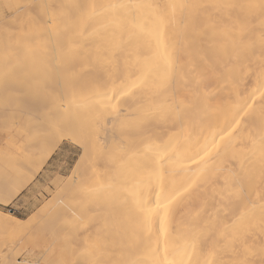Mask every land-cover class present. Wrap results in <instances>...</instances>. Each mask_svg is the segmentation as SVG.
Listing matches in <instances>:
<instances>
[{
	"label": "bare ground",
	"instance_id": "obj_1",
	"mask_svg": "<svg viewBox=\"0 0 264 264\" xmlns=\"http://www.w3.org/2000/svg\"><path fill=\"white\" fill-rule=\"evenodd\" d=\"M20 1L19 6L24 2ZM181 2L189 6L175 11L170 7ZM259 2L40 0L32 5L35 15L28 11L25 14L36 25L33 33L41 50H35L36 43L30 35L20 34L13 43L14 55L0 53L1 94L5 74L12 73L7 61L18 52L23 63L24 58L35 63L37 75L41 73L37 80L24 81L27 88L39 90L31 101L19 98L18 94L25 90L16 81L19 79L12 83L19 106H25L15 113H20L17 131L30 134L32 140L22 143L27 137H19L21 133L16 131L21 145L27 142L26 153H18L16 159L1 154L9 158L5 163L0 161L4 163V168L0 167V189L5 194L13 193L3 202L10 203L19 195L61 141L67 140L81 147L82 154L70 175L71 185L63 191L62 202L52 213L54 218L51 216L56 220L52 240L57 241V253L67 247L69 259L85 264L92 259L87 250L99 244L103 249L97 253L99 259L118 258L121 249L139 239L132 218L126 217L124 227L118 229L120 210L141 192L147 200L150 184L159 191L164 172L168 192L175 194L191 185L190 194L174 202L167 217L161 212L159 219H150L142 235L144 243L150 234L154 247L157 229L163 224L169 233V259L179 258L184 251L185 233L198 222L200 238L205 242L202 250L197 249L201 264H230L233 259H243L247 255L245 238L250 249L264 245L259 208L264 203V87L253 95L257 71L264 64V13L257 9L201 7ZM92 5L98 6L95 15H91ZM22 14L15 18L20 20ZM158 42L161 52L167 46L171 67L156 56ZM146 61L159 66L148 85L137 90L135 96L125 98L119 110L101 115L97 111L98 94L107 91L111 95L113 86L136 81ZM38 98L41 103L37 105ZM14 120L13 117V122L17 121ZM169 141L173 151L178 149L174 159L157 156L156 175L151 178L147 170H137L139 164L152 165L149 144ZM11 142L14 145L13 137L7 140L9 149ZM206 146L212 149L207 163H192L196 152ZM241 187L248 214L234 224L240 213L232 215L225 205L229 199L237 198ZM253 204L257 207L253 208ZM28 224L12 215L0 217V232L5 235L0 241V257L7 254L15 259L9 249L12 238L25 236ZM73 248L76 256L71 255Z\"/></svg>",
	"mask_w": 264,
	"mask_h": 264
},
{
	"label": "snow or ice",
	"instance_id": "obj_2",
	"mask_svg": "<svg viewBox=\"0 0 264 264\" xmlns=\"http://www.w3.org/2000/svg\"><path fill=\"white\" fill-rule=\"evenodd\" d=\"M186 3H173L170 7L175 11L176 8L181 10L188 7ZM75 7L79 8L80 5ZM97 5H92L91 15L96 14ZM201 7H216V8H227L231 10H244V9H257L261 13H264V0H260L259 3H225V4H216V5H202ZM162 39V34H161ZM227 39V38H226ZM156 56L160 59L166 61L169 67L172 66V59L168 53L167 46H164L163 52L160 51L159 42L157 47ZM159 70V66H153L151 62L146 61L144 70L142 71L141 76L136 80L130 83H123L119 86H113L111 89V95L107 91L99 93V99L97 102V111L102 115L109 110H119V106L123 103L124 99L129 96H135L136 91L146 87L148 85L149 78L152 74ZM264 87V64H262L257 71V87L254 90L253 95L256 91ZM261 96L264 97V92H261ZM35 103L38 105L41 103V100L38 98ZM0 108L4 110L5 113H12L19 109V103L17 100V90L9 82L7 75L4 79V93L0 96ZM177 111L179 107L177 106ZM5 119L8 117L5 116ZM98 123V121H97ZM239 123V121H237ZM61 133L62 129H58ZM262 143H264V137H262ZM173 145L171 141L167 143H160L158 145L152 146L149 144V150L152 152V165L151 167L147 163H142L138 165V169H145L148 172L149 177H154L156 175L155 163L156 157L163 155L166 159L172 160L176 157L177 151H173ZM218 147V145H215ZM171 154L169 155V153ZM201 152L204 154L201 155ZM212 156V149L207 146L205 149H202L195 154V159H192V163L199 165L201 162L207 163V159H210ZM167 175V172H164L160 177V188L159 191L156 190L155 186L150 184V196L147 200L143 198V192L140 193L139 197L134 196L131 203H127L119 212V220L116 222L117 227L123 228L126 222L125 218L129 217L136 221L137 229L136 232L139 239L135 244L129 245L126 249H121L118 258H110L107 260H101L98 258L97 253L102 252L103 249L99 244L92 245L87 253L92 259L85 262V264H201V260L197 257V249H203L205 247V242L200 238L202 235L201 225L196 222L192 224L185 233L183 245V255L179 258L173 256L172 259H169V233L167 229L161 227L157 229L156 232V241L155 246H152L151 235L149 234L148 242L144 243L142 235L145 229V226L149 223L150 219H159L161 212L164 213V216L167 217L171 213V205L174 202H177L179 199L183 198L185 193L190 194L188 187L182 188V190H177L175 194L167 191L163 176ZM73 184H75V177H73ZM139 184H143V180L139 181ZM13 195L11 191L6 192L7 197ZM223 195V193L221 194ZM154 196L153 200L151 197ZM246 202V194L241 187L240 192L237 195L235 200L229 199L228 204L225 207L229 208L232 215L236 216L237 213H240L236 217V220L233 222L238 223L248 214V209L244 208V203ZM253 208L257 205L253 204ZM262 224H264V203L259 205ZM243 209V211H241ZM226 218V217H225ZM219 220V218H218ZM54 227V234H55ZM70 240V237L67 238ZM245 251L247 255L243 259H233L230 261V264H264V245H261L258 249H250L247 247V239L245 238ZM189 249L191 250L189 252ZM51 252L46 259H36L35 261H26L25 264H81L79 259H69L68 258V248H61L59 253L55 250V243L49 246L45 250L46 253ZM72 256H76V249L73 248L71 252ZM187 257V259H185ZM0 264H19V262L7 254L0 257ZM206 264V262H205ZM214 264H222V262H214Z\"/></svg>",
	"mask_w": 264,
	"mask_h": 264
},
{
	"label": "rangeland",
	"instance_id": "obj_3",
	"mask_svg": "<svg viewBox=\"0 0 264 264\" xmlns=\"http://www.w3.org/2000/svg\"><path fill=\"white\" fill-rule=\"evenodd\" d=\"M5 1H6V3H5ZM22 1H24L26 3L22 2L23 4L20 3V6H19V2H21L20 0L15 1L16 3L18 2L17 3L18 5L12 0H9V1L8 0H0V10H1L0 13H2V14H0V15H2V16H0V41H1L0 43L3 42V40H4L3 38L7 39V42H8V44H7L6 40H4V42L0 45V53H1V51L2 52L7 51V52H10L12 55H14L15 50H14L13 43L17 42L15 40L17 37H19L20 34L30 35L34 44L36 43L35 50H41V47H42L40 45L41 43L37 40L36 35H34V33H33L34 29L36 28L35 27L36 25L32 23L33 20H31V17L25 14V12H27V11L31 12V14H34L33 13L34 7L33 8H31V7H32V5L36 4L40 0H38V1L34 0L35 3H33L34 2L33 0H26V1L22 0ZM9 3L11 4V6H6V5H10ZM21 4H22V6H21ZM15 6L17 8L18 7L19 8L17 9ZM14 7H15V10H14ZM11 12H13V13H11ZM22 12H23V14H22ZM4 14H6V16ZM17 14H22L20 17V20L19 19L17 20V18H15ZM3 17H5V18H3ZM36 19L38 20L39 18H36ZM54 25H55L54 30H57L58 25L57 24H54ZM4 30H5V32H4ZM8 30H10L11 32H8ZM11 34H12V37L9 36ZM21 55L18 52L17 55L13 56L12 59L9 58V60L7 61V65L10 68V70H12V73L9 72L5 75H7L8 79H11V80H9V81H12L11 84L13 83V80L15 82L16 79H19L16 81H20L21 83H19V82L18 83L20 85L22 84L23 89H25L24 92L22 90V92H20V94H18V95H20L19 98H21V100H22L23 96H24V99L25 98L26 99L22 100V101H26V100L28 101L27 98H30L29 100L31 101L35 98V95L39 92V90L37 88H32L31 86L28 87L29 88L28 89L26 87L27 83L24 81L25 80L29 81V79L30 80L31 79L37 80L40 76L39 75L40 72L37 75V73H36L37 72V65L35 63L29 62L25 58H24V60L27 63H25V62L23 63V60L22 59L20 60V58H19V57L23 58V56H21ZM24 64H26V66ZM28 69H29V72L27 71ZM12 76H15L16 78H14ZM0 78L3 79V77H1V76H0ZM4 79H5V77H4ZM21 79H23V80H21ZM23 82H24V84H23ZM2 88L4 89V87H2ZM0 90H1V88H0ZM3 93L2 94L0 93V95H3ZM24 107L25 106H22V107L19 106V109H20L19 111L23 110ZM2 111H3V109L0 108V112H1L0 113V159L2 157H4L5 159L2 158L0 161L5 163V161L8 160V159H6V157H8V156L5 157L2 155H10V158H12L14 156L13 158L16 159L18 153L23 152V154H24V152H25L24 150H27V148H26L27 142H25L26 144L25 143L23 144L24 146L21 144L24 141H28V139L30 138L31 135L28 133L23 134L22 132L17 131V125L19 123L18 122L19 119H16V118L19 117L20 113L12 114V113H3L4 111L3 112ZM5 116H7L8 118L5 119L4 118ZM9 117H12V118L9 119ZM13 117L17 121L14 120L15 122H13ZM8 120H10L8 122L10 125L7 123ZM16 131H17V133H16ZM13 133L14 134L15 133L16 134L21 133V135H19V137L24 136V138L27 137V139L26 138H25L26 140L23 139L21 141L22 142L21 143L20 142L21 139L16 134L13 135ZM28 135H29V137H28ZM9 137H11V138L13 137V140H14V143H13L14 145H12V142H11V145H12V146L10 145L12 147L11 149H9L6 146V143H7V140L9 139ZM30 140H32V138H30L29 141ZM16 142H17V144H16ZM57 147L54 150V152L52 153V155L50 156V158L48 159V161L44 164L42 169L39 171V173L35 176L34 180L31 181L19 195H17L14 199H12V201H10V203H4L3 202V200L6 197V194L3 193L2 190L0 189V217H1V219H6L7 217L12 215V216L20 219L24 223H27V224L29 223L28 224L29 225V228H28L29 232L27 231V229H25L24 233L27 231L25 233V236L23 234L22 236H20V238L19 237H14V239L12 238L13 245H10V247H9V249H11V253L14 255V258L20 264H25L26 261H34L35 259H41V258L46 259L48 257V255L51 254V252L49 251L48 253H46L44 250L48 249L49 246L52 245L53 243H55V250L59 249L57 241L54 240L55 236H54V231L52 230V229H54V227H56V222H55L56 220L52 219L51 216H53L52 213L55 214V210L58 209L57 207H59V205L62 202L63 191L66 188L70 187V185H71L69 182L70 175H71L72 171L74 170V168L80 162L79 160H80V156L82 154V148L77 146L76 144H73L72 142L70 143V141H67V140H62L61 143ZM11 155H13V156H11ZM2 162L0 163V167L4 168V163H2ZM1 170H2V168L0 169V172H1ZM55 203H56V207L54 208ZM45 208H47V209H45ZM53 208H54V210H53ZM50 210H53L54 212L53 211L51 212ZM42 211H43V213H42ZM40 212L43 215H41ZM48 212H49V214H48ZM37 213H38V215H37ZM46 213H47V215H46ZM44 215H45V218H43ZM42 218H43L44 222H42V220H41ZM53 218H54V216H53ZM31 219H32V221H31ZM35 219H36V222H35ZM53 222H54V224H53ZM33 223H35L34 226L32 225ZM48 224H49V226H48ZM44 226H46V227H44ZM51 226H52V228H51ZM44 231H45V233H44ZM0 235H1L0 241H3L5 239V235L2 234L1 232H0ZM26 235L29 236V237H27L28 239L26 238ZM53 236H54V238L52 240ZM42 241H44V242H42ZM260 245H262V243ZM77 246H78V244L76 243L75 248ZM0 252H1V247H0Z\"/></svg>",
	"mask_w": 264,
	"mask_h": 264
}]
</instances>
